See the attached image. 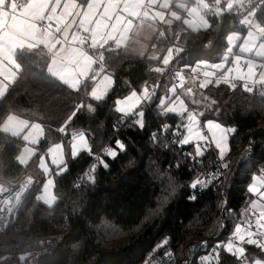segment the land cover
Masks as SVG:
<instances>
[{"label": "trees", "instance_id": "obj_1", "mask_svg": "<svg viewBox=\"0 0 264 264\" xmlns=\"http://www.w3.org/2000/svg\"><path fill=\"white\" fill-rule=\"evenodd\" d=\"M77 1L83 6L87 2ZM255 1L251 0L252 7ZM258 1L261 6L253 11L254 21L264 31V0ZM233 12L219 18L209 17L210 27L203 31L181 29L177 35L174 32L164 40L154 38L156 60L129 56L118 49L101 52L106 68L99 72L110 74L114 81L101 102L89 97L93 81H85L77 92L51 77L46 71L48 56L43 49L35 48L15 56L16 77L0 97V126L9 115L41 125L44 138L37 145L39 153L45 154L50 145L62 142L65 163L61 166L66 170L56 174L61 166L52 167L56 200L50 207L43 205L37 200L43 182L39 154L27 164H20L17 156L24 141L0 130V179L12 183L25 175L33 179L15 220L0 233V264H27V253L36 250L43 252L35 264H144L167 250L175 254L173 264H182L198 243L210 239L209 251L215 243L224 244L231 238L236 225L231 221L225 223L220 235L214 236L218 229L220 190L199 185L196 190L190 188L193 180H203L212 168L214 153L208 149L203 157H195L193 145L182 147L192 153L191 160L179 152L177 141L184 134L181 116L164 115L158 105L159 99L173 86L161 68L165 51L171 45L179 49L170 62L177 71L192 72L201 63L221 61L226 53L227 35L246 31L237 23L247 12ZM181 26V19L173 24L175 31ZM233 54L239 55L237 51ZM233 57L228 58L226 69ZM180 77H183L182 87L188 84L190 97L199 94L206 102L195 106V110L204 113L203 118L200 116L202 122L213 117L225 127L237 129L229 141L230 151L226 156L229 168L223 197L226 208L240 217L253 199L247 192L252 178L264 174V91L259 88L246 91L240 84L233 90L223 83L217 87L216 82H197L189 75ZM158 79L156 95L137 109L145 112V128L140 130L134 124L129 127L138 118L135 116L121 122L122 116L114 110L115 100L132 90L141 93L143 87L149 88ZM202 84L208 86L201 87ZM80 103L85 106L91 103L95 112L84 107L68 123ZM116 124L118 130H115ZM166 124L169 127L165 136L153 142L150 134ZM62 127L64 132L60 131ZM81 131L89 141L92 155L99 153L109 168L104 169L97 160L93 161L88 175L95 176V184L85 177L77 189V179L91 162L92 155L81 152L73 158L71 141L67 139L71 133ZM117 139L125 144L124 151L116 148ZM110 148L118 152L115 159L104 151ZM93 164L97 165L94 173L90 172ZM193 194L197 198L190 201ZM165 239L168 244L159 247ZM246 248L251 255V247ZM218 257L219 264L238 263L223 246L218 248ZM194 261L201 264L199 259Z\"/></svg>", "mask_w": 264, "mask_h": 264}, {"label": "rangeland", "instance_id": "obj_2", "mask_svg": "<svg viewBox=\"0 0 264 264\" xmlns=\"http://www.w3.org/2000/svg\"><path fill=\"white\" fill-rule=\"evenodd\" d=\"M250 2L251 0H220L219 3H217V0H87L84 6L78 2L81 9L79 13L77 11V18L79 19L80 17V22H86L88 24H93L92 21L94 22L92 32L101 49L107 47L110 43H115L118 50L126 55L133 57L145 56L149 59L156 60L158 55L155 51L156 42H153L154 38H161L164 40L170 34L173 35L174 32L177 35L181 29L193 32L206 30L210 27L209 17L219 18L227 12L238 10V7L241 4H250ZM229 3H231V7H229ZM180 19L182 20V26L178 31H175L173 24ZM194 22L195 24L201 25V27L197 28L195 31L193 30ZM205 23L207 24V27H203ZM237 24L239 28H243L246 31L244 34H241L239 31H235L227 35L226 53L223 55L222 60L212 64L201 63L196 65L192 69L193 73L201 71L216 73L222 70L221 72L227 73L228 76L230 72H234L237 75L238 70L242 69H226L228 58L232 55H234L233 59L237 57L236 54H233L234 51H237L239 55L244 56V59L248 61L247 63L251 65L255 64L256 61H264V31L254 21L253 10L243 15ZM101 49L100 51H102ZM178 50L179 49L175 45H171L165 51L161 60V64L163 66L161 68L163 71L175 57ZM250 56L252 57L251 59ZM165 61H167V63ZM211 65H219V67L213 68ZM161 68H159V70ZM85 72H87L86 76L84 75ZM91 72V76L94 78V81L90 83V92L96 84L101 81L111 80L110 78L101 75L99 71L94 70V60H91L90 67L86 63L83 67L77 68L75 75L76 78L80 79L81 83H84L85 81H88V77ZM201 73L203 74L204 72ZM172 89L175 88L173 86L170 87L167 94L163 95V97L168 98V103L175 101L177 106H179L180 101L182 100L190 112H196L197 114L200 112L195 110V106L206 105V102H203L204 100L199 94H197L198 96L196 97H190L188 84L180 87L174 97L171 96L175 93L176 89L174 92ZM130 92L125 96L129 95ZM125 96L121 97V99ZM120 115L122 116V114ZM203 116L204 114L201 117L203 118ZM199 118L200 115H198V119ZM209 119L221 123L216 118L208 117L203 120L202 127L204 126L206 128V122ZM181 122V129L184 131V134H186V129H184L182 125L187 123V113L181 117ZM221 125L224 126L222 123ZM0 130L3 133L14 137L19 136L24 141L17 156V160L20 164H27L30 159H32L36 154H39L38 166L42 172L43 182L37 195V200L43 205L50 207L43 199H41V197L46 196L47 199L51 200L52 195H54V174L51 173V170L52 167H60L62 164L54 163L53 156L56 152L61 150L59 147L61 145L64 155V144L62 142L52 144L49 146L45 154L39 153L37 145L40 140L44 138L43 127L37 123L29 124L26 120L16 115L7 116L1 124ZM41 132L43 135H41ZM184 134H182L180 139L183 138ZM207 134L209 135L208 132ZM179 140L177 141L178 144ZM189 145L194 146V143ZM212 146L215 154L219 157L218 150L215 149L214 145ZM63 169L64 165L57 169L54 173L61 174L64 171ZM261 176H264V174L255 175L254 177ZM253 182L252 178L251 183ZM256 198L257 197L253 196V199ZM55 200L56 197L52 201L51 206L55 203ZM228 240L225 241L224 244H219L223 246L227 244ZM233 243L243 246L246 249L244 257L238 258L234 256L237 259V264H244L245 259H247L249 264H251V255L248 254V250L246 248L247 246H253V249L260 250L254 245H247L246 243L241 244L240 241L235 239H233ZM217 244L218 243H215L208 252L200 254L201 264H205L202 259L204 256L210 257L208 264H219Z\"/></svg>", "mask_w": 264, "mask_h": 264}, {"label": "snow or ice", "instance_id": "obj_3", "mask_svg": "<svg viewBox=\"0 0 264 264\" xmlns=\"http://www.w3.org/2000/svg\"><path fill=\"white\" fill-rule=\"evenodd\" d=\"M219 2L220 0H217V3ZM229 7H231V3H229ZM199 27H201V25L195 24L194 22L193 30L195 31ZM203 27H207V24L205 23ZM165 62L167 63V61ZM211 67L217 68L219 67V65H211ZM8 71L9 75L7 76V78L9 79V82H11V70ZM84 75L86 76L87 72H85ZM203 75L206 77L215 76V73L204 72ZM255 75H257L256 72H252L251 75H249L248 72L241 70V74H237L232 79H229L228 74L226 73L222 80H216V86L218 87L221 83H223L225 85H228L230 89L234 90L237 86L235 83H233V79H235L245 81V83L243 84L244 89L246 91H251V89L249 88V84L253 82V78L255 77ZM261 81L264 82V77H261ZM65 83L73 91L78 92L81 90V81L78 78L74 77L72 80H65ZM0 84H3L2 80H0ZM113 84L114 81L112 80L101 81L100 83L96 84V86L91 90L89 97L91 98V100L96 102L104 101L105 98L108 96ZM208 84H211V80L208 81ZM208 84H202L201 87H207ZM3 87L6 89L7 85H3ZM172 91L174 92L175 89H172ZM155 95V90H150L146 86L143 87L142 92L139 94L137 91L132 90L130 94L125 96L124 98H117L115 100L114 110L115 112L122 114L121 122H123L129 117H138L137 119H134L132 121V124H129V127H132V125L134 124L138 126L140 130H143L145 128V112L143 110L137 112L136 110L140 108L143 103L150 102ZM167 100L168 98L163 96L159 99L158 107L160 108L162 114H175L177 116L182 117L185 113H187V123L182 125V127L186 129V134H184L183 138L179 140V146L183 147L194 143L195 157H203L205 155V152L208 150V147L210 145H214L215 149L218 150L219 160L222 162V168L228 169L229 163L226 162V156L230 151L229 138L231 134H234L237 131V129L235 127H224L221 125V123L209 119L206 122V128L209 135H205L200 127V120L198 119V115L202 116L204 114L203 112L199 114H197L196 112H190L187 106L184 105V102L182 100L180 101L179 106H177L175 101H173L172 103H168ZM215 103L216 102L213 100V104ZM84 107H86L89 112H95V108L91 103H88L87 106H85L84 103H80L74 108L72 116H70L68 119V123H70L77 116L80 109ZM168 127L169 125H164V130H167ZM60 131L64 132V127H62ZM175 134L179 135V132ZM41 135H43L42 132ZM156 135V132L152 133L153 138H155ZM115 144L116 148L120 151H124L126 148L125 144L119 139L115 141ZM59 147L61 150L54 154L53 161L54 163L64 164L65 157L62 151V145ZM71 148L73 158L78 157L81 152H87L89 155H92V150L89 141L83 131L79 133L73 132L71 134ZM106 155L111 159H115L118 155V152L116 149L110 148L106 150ZM186 155L191 157L192 153L189 152L186 153ZM95 159L100 165L103 166L104 169L109 168V164L102 157L96 156ZM96 167L97 165L93 164L90 169V172L94 173L96 171ZM63 170H66V168ZM225 174L226 173L220 172L218 170L217 172L213 173L211 178L207 179V181H203L200 178H196L190 183V188L192 190H196L198 185L202 188H207L213 180H218L221 175ZM87 179L93 184H95L96 182L94 175H87ZM253 181L254 182L249 184V186L247 187V192L257 197L256 199H252L250 203L251 217L245 220L243 226L241 223H236L235 229L231 233L232 238L228 240L227 244L223 245L228 253L238 258L245 256L246 249L243 246L234 244L233 239L240 241L241 244L246 243L247 245H254L256 246V248L260 249L261 252H264V190H262L264 189V176L253 177ZM77 186L79 187V185ZM196 198V195L193 194L190 195L189 200L195 201ZM41 199H43L46 204L51 206L52 201L55 199V196L52 195L51 200L47 199L46 196L41 197ZM252 217H254V219H252ZM253 228H255V231H253ZM166 244H168L167 239H165L159 247H163ZM220 246L221 245L218 243L217 248H219ZM168 255H171V253H168ZM202 259L205 264H208V262L210 261L209 256H204ZM244 264H249V261L245 259ZM251 264H264V259H261L259 257L254 258L251 261Z\"/></svg>", "mask_w": 264, "mask_h": 264}, {"label": "crops", "instance_id": "obj_4", "mask_svg": "<svg viewBox=\"0 0 264 264\" xmlns=\"http://www.w3.org/2000/svg\"><path fill=\"white\" fill-rule=\"evenodd\" d=\"M15 1L0 0V7L10 10L13 8ZM21 1L23 3L20 14L15 15L7 11H1L0 74L2 75H0V80L3 81V84H0V97L5 94L9 85L16 77L18 66L15 56L18 53H27L35 48L43 49L48 56L46 71L51 77L65 85H67L65 80L76 78L75 72L77 68L83 67L86 63L90 67L91 60H93L92 57L77 49L79 31L82 25L85 26L91 45L96 48V57H100L102 55L101 52L105 51L111 45H114L116 50L118 49L115 43H110L102 49L99 47L98 41L92 32L94 22L92 21L93 24H88L86 22H80V17L79 19L77 18V11L79 13L81 9L77 0ZM45 20H49L54 25L52 31L51 29L42 27V22ZM239 59H242L245 63V67L242 70L248 72L249 75L252 72H256V67L259 66L260 71L256 72L257 75L253 78V81L258 80L264 84L261 81V77H264V61H256L255 64L251 65L247 63L248 61L242 55H237L232 61ZM8 70H11V82L7 78L9 75ZM221 71L216 73H221ZM237 74H241V70H238ZM91 75L92 72L89 74L88 80ZM235 75L234 72L229 73V77L233 78ZM3 85H7V88L5 89ZM249 207L247 213L251 215ZM250 247L251 261L257 257L264 259V252L253 249V246Z\"/></svg>", "mask_w": 264, "mask_h": 264}, {"label": "built area", "instance_id": "obj_5", "mask_svg": "<svg viewBox=\"0 0 264 264\" xmlns=\"http://www.w3.org/2000/svg\"><path fill=\"white\" fill-rule=\"evenodd\" d=\"M22 3H23V1L16 0L13 8L10 10L7 8H4V7H0V19L2 18L1 11H7L8 13L15 14V15L20 14ZM260 6H261V2L258 0L253 3V7L249 3L248 4H241L238 7V10H236L233 13L234 14L235 13H246V12H249L253 9H254L253 11L255 12V11H258L260 9ZM227 14L229 15L230 13L228 12ZM42 27L48 28L49 30L51 29V31H52L54 28V25L49 20H45L42 22ZM206 46H209V44H207ZM77 49L84 52L85 54L89 55L90 57H92V59L94 60V70L101 71V70H104L106 68V63L103 60L102 56L96 57L97 51L91 45L90 40H89V35L86 32L84 25H82V27L79 31V41L77 44ZM106 50L109 52H115L116 48L114 45H111ZM244 67H245L244 61L242 59H239L237 61L228 62L227 70L243 69ZM259 71H260V67L257 66L256 72H259ZM164 72L169 75L170 79L172 80L173 87L175 89H179L182 85V78L180 77V75H182V76L189 75L190 77L194 78V80L197 82L209 81V80H211L212 82H216L217 79L222 80L226 74V73L221 72V73L215 74V76L206 77L201 72L193 73V72H189V71L182 70V69L177 71V70L172 68L170 63L165 67ZM103 76L108 77L112 80L110 74L104 73ZM229 79H232V77H229ZM159 80L160 79L157 80L156 84L151 85L149 87V89L155 90V92H156L158 84H159ZM89 81H94V78L91 76L89 78ZM233 83H235L236 85L240 84L243 86L245 81L233 79ZM249 88L251 89V91L258 89V88L262 89L264 91V84H262L258 80H254L252 83L249 84ZM146 104H147V102L143 103L141 105V107L145 106ZM199 120L201 122L200 123L201 129L203 130L205 135H208L206 128L204 126L202 127V123H203L202 120L200 118H199ZM115 130H118L117 124L115 126ZM153 132H156V134H157L155 138L152 137ZM153 132L149 136L153 142L157 141V139L159 137L165 136L164 126H162L158 130H155ZM76 133H79V132H76ZM71 134L67 139L69 141H71ZM208 149L214 153V160H213L212 168L204 174L203 181H207V179L211 178L212 174L217 172L218 170L220 172L226 173L225 175H221L218 180H213L212 183L208 185V186L216 187L217 189L220 190V198L218 200V229H217L216 233L214 234V236H215V235H220L221 229L224 227L226 222L231 221L234 223H241L243 226L245 220L247 218H249L250 215L247 213V211L246 212L243 211L242 214L240 215V217H237L232 211H230L226 208L225 200L223 197L224 196L223 186H224L225 180H226L227 175H228V169L222 168V162L219 160V157L215 154L213 146L210 145L208 147ZM104 151L106 152V150H104ZM178 151L182 152L183 155L188 156V155H186L187 152L185 150H183L182 147H180V146H178ZM98 155H99V153H95L92 155L91 162L85 168V170L83 171L81 176L77 179V182H76V188L77 189L79 188L77 185L80 186L82 184L84 178L87 177L88 168H89L90 164L96 160L95 157ZM189 158L192 160V156ZM26 179H27V181L24 182ZM23 183H24L23 189L21 191H19L17 189V187H15V186L21 185ZM32 184H33V179L29 175H25L16 183H12V182L0 179V233L5 231L9 227V225L15 220L16 213L18 212V210L23 205V202H24L26 196L29 194L30 187L32 186ZM252 219H254V218L252 217ZM253 231H255V228H253ZM209 242H210V239H207V240L202 241V242L198 243L197 245L193 246L191 248L190 256L187 259H185L182 262V264H195V261H194L195 259L201 260L200 254L208 251ZM46 251H48V248L46 249ZM42 252L43 251H41V250L28 252L27 253V264H35V259ZM168 253H171V255H168ZM174 262H175V254L171 250H167V251L161 252L160 254H157L155 257L148 260L144 264H173Z\"/></svg>", "mask_w": 264, "mask_h": 264}, {"label": "bare ground", "instance_id": "obj_6", "mask_svg": "<svg viewBox=\"0 0 264 264\" xmlns=\"http://www.w3.org/2000/svg\"><path fill=\"white\" fill-rule=\"evenodd\" d=\"M26 181H27V179H26L24 182H26ZM23 185H24V183L21 184V185H16L15 187H17V189H18L19 191H21V190L23 189Z\"/></svg>", "mask_w": 264, "mask_h": 264}, {"label": "water", "instance_id": "obj_7", "mask_svg": "<svg viewBox=\"0 0 264 264\" xmlns=\"http://www.w3.org/2000/svg\"><path fill=\"white\" fill-rule=\"evenodd\" d=\"M32 188V186L30 187V189Z\"/></svg>", "mask_w": 264, "mask_h": 264}]
</instances>
